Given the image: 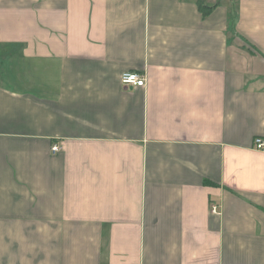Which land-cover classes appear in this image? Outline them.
<instances>
[{
  "label": "crops",
  "instance_id": "obj_1",
  "mask_svg": "<svg viewBox=\"0 0 264 264\" xmlns=\"http://www.w3.org/2000/svg\"><path fill=\"white\" fill-rule=\"evenodd\" d=\"M199 1L0 0V264H264V0Z\"/></svg>",
  "mask_w": 264,
  "mask_h": 264
},
{
  "label": "built area",
  "instance_id": "obj_2",
  "mask_svg": "<svg viewBox=\"0 0 264 264\" xmlns=\"http://www.w3.org/2000/svg\"><path fill=\"white\" fill-rule=\"evenodd\" d=\"M120 84L124 89L131 90L133 88H143L146 86V78L144 75L135 72H124L120 77ZM256 150H264V141L260 138H256L254 141ZM53 152H57L59 149L53 147ZM216 211V207H212V212Z\"/></svg>",
  "mask_w": 264,
  "mask_h": 264
},
{
  "label": "trees",
  "instance_id": "obj_3",
  "mask_svg": "<svg viewBox=\"0 0 264 264\" xmlns=\"http://www.w3.org/2000/svg\"><path fill=\"white\" fill-rule=\"evenodd\" d=\"M198 9H199V11L203 14V15H205V14H207L208 13V11H210V7H207L205 4H203L202 2H201V0L198 2Z\"/></svg>",
  "mask_w": 264,
  "mask_h": 264
}]
</instances>
